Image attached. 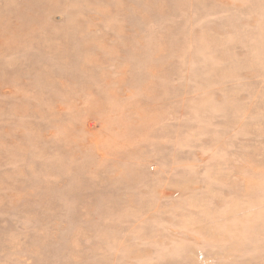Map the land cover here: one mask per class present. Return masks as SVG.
Listing matches in <instances>:
<instances>
[{"label": "rangeland", "instance_id": "obj_1", "mask_svg": "<svg viewBox=\"0 0 264 264\" xmlns=\"http://www.w3.org/2000/svg\"><path fill=\"white\" fill-rule=\"evenodd\" d=\"M0 264H264V0H0Z\"/></svg>", "mask_w": 264, "mask_h": 264}]
</instances>
